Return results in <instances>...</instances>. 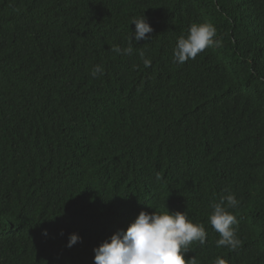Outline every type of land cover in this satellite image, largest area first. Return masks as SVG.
Instances as JSON below:
<instances>
[{"label":"trees","instance_id":"16d2710c","mask_svg":"<svg viewBox=\"0 0 264 264\" xmlns=\"http://www.w3.org/2000/svg\"><path fill=\"white\" fill-rule=\"evenodd\" d=\"M203 22L220 45L174 62ZM225 189L235 250L208 224ZM166 208L205 227L185 260L264 264V0H0V264H93Z\"/></svg>","mask_w":264,"mask_h":264},{"label":"clouds","instance_id":"9594fccd","mask_svg":"<svg viewBox=\"0 0 264 264\" xmlns=\"http://www.w3.org/2000/svg\"><path fill=\"white\" fill-rule=\"evenodd\" d=\"M130 25L135 26L134 32L128 37V46L121 48L113 46L112 51L117 54L131 55L132 42L149 40L153 29L150 27L144 15L133 17ZM216 29L208 22L193 23L187 35L177 38L173 49V60L183 64L196 56L206 48L217 47L220 41L215 38ZM141 59L145 67L151 65V61L141 53ZM104 74L102 65H94L90 75L96 78ZM227 194L221 195L218 202H213L211 213L208 216V224L219 235L216 241L217 247H226L235 250L241 241L236 236L235 225L238 221L229 208L239 205L234 193L230 189L224 190ZM207 233L203 224L193 223L188 219L186 212L165 211L151 213L140 211L138 216L126 229H118L107 240L93 249V264H197L195 257L185 260V253L194 242L204 245ZM80 237L73 233L68 237L67 247H72L79 242ZM213 264H227L226 260L216 257Z\"/></svg>","mask_w":264,"mask_h":264}]
</instances>
